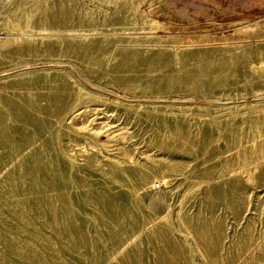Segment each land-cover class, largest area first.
Here are the masks:
<instances>
[{"label": "rangeland", "instance_id": "1", "mask_svg": "<svg viewBox=\"0 0 264 264\" xmlns=\"http://www.w3.org/2000/svg\"><path fill=\"white\" fill-rule=\"evenodd\" d=\"M0 264H264V0H0Z\"/></svg>", "mask_w": 264, "mask_h": 264}]
</instances>
